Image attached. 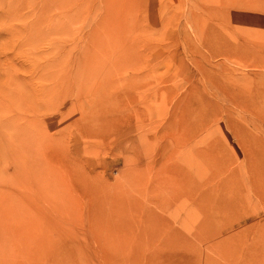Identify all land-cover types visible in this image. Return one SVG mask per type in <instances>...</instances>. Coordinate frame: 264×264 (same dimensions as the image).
I'll return each instance as SVG.
<instances>
[{"label": "rangeland", "instance_id": "obj_1", "mask_svg": "<svg viewBox=\"0 0 264 264\" xmlns=\"http://www.w3.org/2000/svg\"><path fill=\"white\" fill-rule=\"evenodd\" d=\"M262 263L264 0H0V264Z\"/></svg>", "mask_w": 264, "mask_h": 264}, {"label": "bare ground", "instance_id": "obj_2", "mask_svg": "<svg viewBox=\"0 0 264 264\" xmlns=\"http://www.w3.org/2000/svg\"><path fill=\"white\" fill-rule=\"evenodd\" d=\"M249 14V13H248ZM246 15V14H245ZM263 264V263H262Z\"/></svg>", "mask_w": 264, "mask_h": 264}]
</instances>
